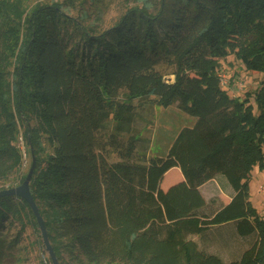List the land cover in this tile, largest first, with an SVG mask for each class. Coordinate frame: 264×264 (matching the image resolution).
<instances>
[{"label": "trees", "instance_id": "obj_1", "mask_svg": "<svg viewBox=\"0 0 264 264\" xmlns=\"http://www.w3.org/2000/svg\"><path fill=\"white\" fill-rule=\"evenodd\" d=\"M28 1L0 0V184L17 178L21 185L35 161L30 192L52 241L54 224L69 221L79 241H121L131 264H264V215L249 201L250 174L256 166L264 171V80L253 95L256 113L252 97H231L219 77L220 61L230 56L264 75V0H133L142 6L105 31L83 19L86 6L100 12L104 0L31 9ZM68 10L81 12L73 17ZM162 64L174 68L172 83L148 89L135 81L159 77ZM100 98L112 102L116 122L135 128L140 118L155 123L136 100L177 103L195 118L165 157H147L146 129L136 135L146 191L138 225H110L100 203L68 178L62 146L79 135L68 120ZM173 168L183 180L164 191ZM219 175L231 190L228 204L201 191ZM16 222L18 233L28 223L39 229L26 201L0 197V261L3 230ZM216 226L232 230L217 243L229 261L201 248L199 240ZM52 248L60 259L59 247Z\"/></svg>", "mask_w": 264, "mask_h": 264}, {"label": "rangeland", "instance_id": "obj_2", "mask_svg": "<svg viewBox=\"0 0 264 264\" xmlns=\"http://www.w3.org/2000/svg\"><path fill=\"white\" fill-rule=\"evenodd\" d=\"M64 1L29 0L26 7L30 6L31 9L42 2ZM142 4L133 0H104L100 12L86 6L83 19L86 20V24L94 25L98 31H105L112 28L130 8ZM80 12L81 10H70L69 15L77 17ZM198 66L196 64L195 68ZM157 70L159 77L139 76L135 81L148 89L174 81L173 67L162 64ZM220 72L228 79V84L223 88L229 92V95L233 98H244L246 95L252 97L251 103L257 113L253 95L264 80V75L248 71L234 56L220 61ZM240 81L243 89L236 87ZM118 100H121V96ZM155 102L154 99L134 101L140 109L154 114L153 126H150L144 118L139 119L138 128L116 122L112 102L106 98L83 104L68 120L72 128L79 129V135L62 146V154L68 166V178L72 184L82 187L83 192L93 202L100 203L107 221L112 226L121 219H128L134 225L140 224L142 220L146 191L145 167L140 160L145 153L140 151L141 145L136 141L138 132L146 129L142 136L151 142L150 150L146 153L147 157H165L178 133L184 127H190L195 123V118L181 111L177 103L169 108H163L155 105ZM23 145V140L20 138L19 147L25 152ZM181 176L180 170L173 168L164 178L162 187L167 189L176 182L175 180H180ZM17 183V178H12L9 182L0 184V189L18 187ZM263 189L264 171H260L256 166L249 177V201L261 215H264ZM208 195L207 198H213ZM211 207L217 208L219 205L213 204ZM44 218L46 220V216ZM218 227L220 226L211 228L202 239L199 240L200 237L196 239L202 243L201 248L205 246V249L224 255L223 259L229 261L226 257L229 252L217 243L227 231H229L227 237H233L232 230L228 228L229 226L220 229ZM19 228L20 223L16 222L3 230L5 244L0 264H43L41 254L46 248L40 230L36 231L30 223L23 232L18 233ZM52 238L53 241L49 238L50 245L54 243L60 249L59 264H131L121 241L114 244L90 240L79 241L76 239L73 224L69 221L54 224Z\"/></svg>", "mask_w": 264, "mask_h": 264}, {"label": "water", "instance_id": "obj_3", "mask_svg": "<svg viewBox=\"0 0 264 264\" xmlns=\"http://www.w3.org/2000/svg\"><path fill=\"white\" fill-rule=\"evenodd\" d=\"M34 168H35V161L33 162V165L30 168L25 181L21 185H19L18 187L10 188V189H4V190L0 191V197H2V196H18L29 204V206H30L35 218H36V221L38 223V227H39V230L41 232L43 243H44L45 248L49 254V257L52 261V264H59L58 258L56 257V254H55L52 246L50 245L48 231H47V228L45 225V220L42 217L40 210H39L35 200L32 197V194L30 192V182L32 180Z\"/></svg>", "mask_w": 264, "mask_h": 264}, {"label": "crops", "instance_id": "obj_4", "mask_svg": "<svg viewBox=\"0 0 264 264\" xmlns=\"http://www.w3.org/2000/svg\"><path fill=\"white\" fill-rule=\"evenodd\" d=\"M182 180H183V176H181L180 180H175L176 182H173L172 185H170L169 187L177 184L178 182H180ZM221 184L224 185V187H222ZM227 185H228L227 184V180L223 176L219 175V176H217L216 179H214L211 182H209V183L205 184L204 186H202L201 187V191H202L203 195L206 196V197H207V194H209L208 196H210V197L213 196V195H218L220 197V199L225 204H228L231 201V197H230V191L231 190H230V187L227 186ZM169 187L167 189H169ZM205 187H207V189ZM208 187H210V188H208ZM162 189L164 191L167 190V189H165L163 187H162ZM204 189H205V191H203Z\"/></svg>", "mask_w": 264, "mask_h": 264}, {"label": "built area", "instance_id": "obj_5", "mask_svg": "<svg viewBox=\"0 0 264 264\" xmlns=\"http://www.w3.org/2000/svg\"><path fill=\"white\" fill-rule=\"evenodd\" d=\"M219 77H220V79H221V85H222V87H224L225 85H227L228 84V79L226 78V75L224 74V73H219ZM236 87L238 88V89H243V84H242V82L240 81V82H238L237 84H236ZM262 193L264 194V189H263V191H262ZM41 260H42V262H43V264H49L48 263V259L50 258L49 257V254H48V252H47V250H43V252H42V254H41Z\"/></svg>", "mask_w": 264, "mask_h": 264}, {"label": "bare ground", "instance_id": "obj_6", "mask_svg": "<svg viewBox=\"0 0 264 264\" xmlns=\"http://www.w3.org/2000/svg\"><path fill=\"white\" fill-rule=\"evenodd\" d=\"M169 174V172L167 174H165V177Z\"/></svg>", "mask_w": 264, "mask_h": 264}]
</instances>
